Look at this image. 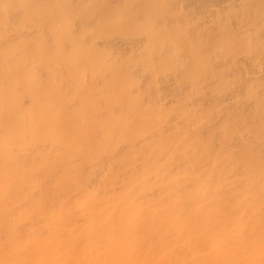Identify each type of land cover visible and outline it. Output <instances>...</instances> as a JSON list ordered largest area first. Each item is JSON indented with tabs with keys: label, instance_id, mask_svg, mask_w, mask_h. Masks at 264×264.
Instances as JSON below:
<instances>
[{
	"label": "bare ground",
	"instance_id": "bare-ground-1",
	"mask_svg": "<svg viewBox=\"0 0 264 264\" xmlns=\"http://www.w3.org/2000/svg\"><path fill=\"white\" fill-rule=\"evenodd\" d=\"M259 13L0 0V264H264Z\"/></svg>",
	"mask_w": 264,
	"mask_h": 264
},
{
	"label": "rangeland",
	"instance_id": "rangeland-1",
	"mask_svg": "<svg viewBox=\"0 0 264 264\" xmlns=\"http://www.w3.org/2000/svg\"><path fill=\"white\" fill-rule=\"evenodd\" d=\"M246 4H248L246 8H249V5H251V3H246ZM233 10L236 11V12H234L232 14H228L227 17H226V20H225V16L220 17L223 21H226L227 23H231L230 26L234 25V23L237 21V20H233L232 17H234L236 13H240L241 10H242V8L240 7V5L239 6L236 5V6H234V9ZM259 15H260L259 16L260 18H263L264 17V14L259 13ZM253 23L254 24H260V23H262V21L257 20V21H254ZM251 49H252V51H261V50H264V42L258 43L256 46L252 47ZM242 64H244V63L240 61L238 63V66L239 65H242Z\"/></svg>",
	"mask_w": 264,
	"mask_h": 264
}]
</instances>
